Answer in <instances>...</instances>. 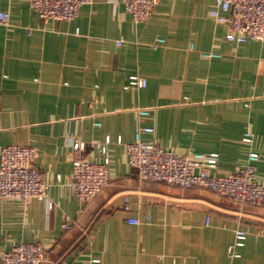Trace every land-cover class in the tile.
<instances>
[{"label": "crops", "instance_id": "1", "mask_svg": "<svg viewBox=\"0 0 264 264\" xmlns=\"http://www.w3.org/2000/svg\"><path fill=\"white\" fill-rule=\"evenodd\" d=\"M118 1L114 9L93 0L73 21L43 22L27 0H0L9 13L0 23V149L37 147L53 204L0 199V253L37 243L46 251L42 264H264V206L142 180L125 147L139 125L149 126L145 142L218 153L220 176L255 151L264 184V41H227L226 25L209 16L214 0H160L139 23ZM159 38L165 42L154 48ZM206 51L221 56L206 59ZM132 75L146 86L128 87ZM140 108L150 114L141 118ZM246 132L252 143L242 141ZM108 136V185L84 203L68 186L72 162L79 155L102 162L99 143ZM71 137L85 143L82 151ZM236 229L247 233L234 249L239 257L228 252Z\"/></svg>", "mask_w": 264, "mask_h": 264}, {"label": "built area", "instance_id": "2", "mask_svg": "<svg viewBox=\"0 0 264 264\" xmlns=\"http://www.w3.org/2000/svg\"><path fill=\"white\" fill-rule=\"evenodd\" d=\"M31 8L39 15L43 22L49 19L73 21L84 5H90L93 0H27ZM114 9L118 0H109ZM124 9L136 23L146 20L155 10L160 0H120ZM209 16L226 25L225 39L237 44L246 43L248 40L264 41V0H214V7L209 11ZM9 13L0 12V23L7 25ZM30 32V29L28 30ZM77 32V31H76ZM122 39L116 41L121 45ZM165 40L159 38L153 45L154 48ZM193 49V44H191ZM206 59L219 58L216 52L206 51L201 53ZM146 80L137 75L129 77L128 87L144 88ZM141 118L150 114L148 108L138 109ZM153 133L149 126L137 127L135 138L126 143L128 163L137 170L142 180L163 183L178 188H203L220 196L229 198L241 205L252 204L264 206V184L257 180L256 163L260 158L259 153L251 151L247 163L235 172L220 176L215 173L219 163V154L191 152L180 154L173 150L165 149L154 138L151 142L142 139V133ZM242 141L252 143L253 134L246 132ZM111 138L106 137L99 143L104 153L103 161L98 163L79 155L72 162L69 189L78 200L86 203L95 198L108 185L109 182V157L108 145ZM122 145L121 137L115 141ZM68 144L75 151H82L85 143L71 137ZM38 149L32 145L9 144L0 149V199L28 204L32 200L45 201L48 208L52 202L47 197V183L43 172L36 164ZM124 209L128 210V199H125ZM127 222L131 225L139 224V220L130 217ZM208 223V218H207ZM72 221L66 218L62 224L64 230L72 228ZM262 233V231H260ZM246 232L242 229L235 230V243L228 248L233 257H239L234 249L244 245ZM46 261L45 248L37 243H21L9 250L0 253V264H42Z\"/></svg>", "mask_w": 264, "mask_h": 264}]
</instances>
